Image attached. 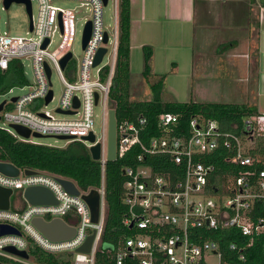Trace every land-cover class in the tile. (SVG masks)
Instances as JSON below:
<instances>
[{"label": "built area", "instance_id": "built-area-1", "mask_svg": "<svg viewBox=\"0 0 264 264\" xmlns=\"http://www.w3.org/2000/svg\"><path fill=\"white\" fill-rule=\"evenodd\" d=\"M54 1L57 0H38V16L34 19L32 1L28 0L32 37H9L0 33V72L7 71L10 64L16 61L23 73L21 59L27 58L32 62L35 78L33 90L16 97L14 101L11 99L10 109L3 116L4 103L0 121L4 119L8 127H0V130L24 143H29L30 138L19 136L13 125L26 128L31 134L69 137V142L84 145L88 152L90 147L99 144L100 158L96 162L100 165L101 179L100 186L94 189L100 196L99 219L96 224L90 222V209L81 198L90 191L73 196L63 189L57 178L50 175L34 173L28 176L20 170L17 177L0 173V187L12 190L9 209L0 210V225L18 231V234L0 236V264H39L35 261L37 252L53 257L60 264H95L99 250L106 251L113 264H210L212 257L216 259L215 264H264V261L249 263L248 260L251 255L257 259L258 250H261L264 260V162L248 156L241 138L221 131L217 121L193 117L185 127H180V117L168 112L158 115L157 136L147 135L145 118L140 117L137 122L116 121V159L132 149L138 150L134 165L122 170L126 178L122 202L127 212L120 226L129 234L122 235L116 245H110L112 249L102 246L106 210L107 127L112 110L110 90L119 45L120 0H107L105 6L102 0H67L91 6V18L86 21L82 32V61L71 78L72 82L62 80L65 88L56 108L71 114H60L55 110L60 115L77 117L72 120H58L47 111L37 110L36 101H41L46 107L53 100L52 93V99L45 104V98L52 92L51 67L61 76L72 59L68 44L74 36V11L55 7L52 4ZM109 2L113 5L110 32L103 25V9ZM21 4L27 12L26 4ZM8 8L5 7V0H0V9ZM88 23L90 34L83 46ZM56 34L63 43L49 51ZM105 34L106 43L103 42ZM46 40L48 44L42 48ZM100 49H105V53L100 63L94 66ZM67 54H71V58L62 69L60 62ZM92 69H96L95 80L91 78ZM75 100L78 107H75ZM99 104L102 108L100 139L94 134L92 120L93 108ZM259 118L245 121V131L249 135L255 130ZM90 133L94 135L93 143L83 140ZM218 149L225 152V155L219 153L214 157L222 166L206 164L205 158L212 160L211 154ZM155 156L165 157L174 167L173 173H154L144 162L146 157ZM34 186L50 190L57 204L29 205L23 198V192ZM14 191L20 192V203L23 204L17 203L11 210ZM69 214L72 223L64 221V216ZM37 217L45 221L62 219L75 229L73 238L58 242L48 240L31 224V220ZM93 232L90 251L84 254L76 252ZM226 232H231L235 240L225 241L223 248L221 239L225 240L223 234ZM206 233L207 237L204 236ZM7 247L25 252L27 258L5 251ZM69 254L71 257H68Z\"/></svg>", "mask_w": 264, "mask_h": 264}, {"label": "trees", "instance_id": "trees-1", "mask_svg": "<svg viewBox=\"0 0 264 264\" xmlns=\"http://www.w3.org/2000/svg\"><path fill=\"white\" fill-rule=\"evenodd\" d=\"M264 8V0H259ZM119 45L117 61L115 66L112 87L110 90V106L115 112L117 123L122 120L137 122L142 117L147 120L145 132L149 136L159 135L157 118L160 113H173L180 117L178 125L185 127L193 117L212 119L218 122L220 130L238 136L243 144H246V154L248 156L261 159L264 162V136L248 137L245 131V121L251 118H259L262 115L258 112L256 105L239 104H202L196 102L178 103L163 102L160 98L163 90L164 75L160 81L151 86L154 96L149 101H130L129 88V54H130V0H120L119 4ZM143 76L151 75L150 47H143ZM25 79L19 64L14 61L7 71L0 72V93L8 91L15 85H23ZM144 137V136H143ZM249 143V146L247 145ZM250 144L252 146L250 147ZM137 149L118 156L116 161L107 162L105 166V219L101 236V244L116 245L122 235L129 233L122 229L120 221L127 212V208L122 202L123 183L125 177L122 175L124 168L133 166ZM223 154L222 149H218L211 154V158H205L206 164L222 166L219 159L214 157ZM222 155V156H223ZM0 162L10 163L20 171H32L38 174L50 175L55 178L71 181L80 193H86L100 186V165L93 161L88 150L80 143H70L65 148H54L39 144L24 143L16 140L8 133L0 130ZM153 172L158 175L173 173L174 167L167 162L163 156L146 157L145 162ZM71 214L64 216L66 223H72ZM209 234V233H208ZM225 240L221 239V245L225 248V243L235 240L231 232L223 234ZM207 237V233L204 235ZM211 237L214 235H210ZM226 241V242H225ZM261 248V247H260ZM260 253V254H259ZM71 257V254L68 255ZM35 261L39 264H60L58 260L37 252ZM249 263L254 261H264L261 250H258V257H249ZM69 261V260H68ZM63 264V263H62ZM65 264H69L65 263ZM95 264H113L109 259V254L104 250H99L96 254Z\"/></svg>", "mask_w": 264, "mask_h": 264}, {"label": "rangeland", "instance_id": "rangeland-1", "mask_svg": "<svg viewBox=\"0 0 264 264\" xmlns=\"http://www.w3.org/2000/svg\"><path fill=\"white\" fill-rule=\"evenodd\" d=\"M31 1L32 14L34 19H37L39 3L38 0ZM82 3L83 2L81 1L67 0H57L52 3L55 7L74 11V36L72 42L68 44L70 52L72 53V59L68 67L61 72V76L53 67H51L52 74L50 83L53 100L46 107H44V104L41 101H36L37 110L41 109L47 111L58 120L77 119V117L57 114L55 113V110L60 105L65 88L62 80L72 82L71 78L78 71L83 58L82 32L86 21L91 18V6L84 4L81 5ZM29 24L30 17L27 14L24 5L21 3H12L6 10L0 9L1 34L6 33L9 37L30 38L32 37V34L29 30ZM103 25L104 28L110 32V28H112L113 25L112 2H109V4L103 9ZM255 30L256 29L254 28L251 31L252 33L250 35L252 38ZM61 43H63V40L58 37V34L54 35L49 51H53ZM254 44V41H252L251 45ZM191 47L198 49V45L189 42L184 44L181 48L185 51L179 50L174 56L175 60L172 59L177 63V69H174L171 60H167V58L162 60L161 54H155L150 62L151 75L144 77L142 74L144 52L142 48L134 46L129 55V100L149 101L153 99L154 92L151 86L160 81L162 75H164V80L160 98L163 102L253 105L255 104L257 94L259 96L264 93V74L259 76L255 74L256 72L253 73V64L246 67L245 65H240L239 59H237L238 57L227 56L228 53H224L220 58L218 56L219 53L216 54L206 51L204 54L205 56L209 57L210 55H216L219 58L215 62H211V59L204 60L202 65L201 62L198 61L194 64L192 69L189 60H186L185 57L189 53L188 48ZM21 62L23 64L25 83L23 85H15L8 91H5L2 94L0 93V104L2 102H5L6 104V108L2 113L3 116L6 115L10 109L11 99L27 95L35 87V78L31 60L22 58ZM103 63H105V61ZM154 63H156V68ZM95 70L96 69H92L91 71L92 80L96 79ZM246 74H249V76L245 77ZM200 77H204V79L200 80ZM261 112L263 115L258 121H256V128L248 137L264 136V110ZM92 120L94 134L100 139L102 136L101 104L93 108ZM0 127L7 128L8 123L3 119L0 121ZM29 143L54 148H65L72 142H69L68 140H58L52 137H30ZM247 145L249 146V143ZM243 146L245 148L247 147L246 144H243ZM251 146L252 144H250V147ZM20 197V192L14 191L11 197V210H14L15 204L20 203ZM20 204L23 203L21 202ZM209 263L215 264L216 259L214 257L210 258Z\"/></svg>", "mask_w": 264, "mask_h": 264}, {"label": "crops", "instance_id": "crops-1", "mask_svg": "<svg viewBox=\"0 0 264 264\" xmlns=\"http://www.w3.org/2000/svg\"><path fill=\"white\" fill-rule=\"evenodd\" d=\"M263 12L259 0H130V51L150 45L151 58L161 54L162 60H171L177 69L174 56L191 42L198 45V49L188 48L185 56L192 69L198 61L201 65L207 59L215 62L228 53L238 57L240 65L253 64V73L260 76L264 74ZM206 51L219 57L205 56ZM253 105L261 114L264 93L257 94Z\"/></svg>", "mask_w": 264, "mask_h": 264}, {"label": "water", "instance_id": "water-1", "mask_svg": "<svg viewBox=\"0 0 264 264\" xmlns=\"http://www.w3.org/2000/svg\"><path fill=\"white\" fill-rule=\"evenodd\" d=\"M103 5L107 4V0H102ZM12 2L16 3H25L27 6V13L30 16V3L28 0H5V7L8 8ZM90 34V23L87 24L86 30L84 32L83 37V46L86 44ZM103 42H107V35H104ZM48 44V40L43 43L42 48H45ZM105 53V49H100L95 58L94 66L99 64L102 56ZM71 54H67L62 61L60 62L61 68L63 69L66 63L70 60ZM47 75H50L49 70L47 69ZM52 99V92H49L47 97L45 98V104H48ZM15 98L12 99L14 101ZM97 102V97L95 98V103ZM5 102L0 104V111L3 108ZM75 107H78V101L75 100ZM57 113L60 114H71L69 112L62 113L60 110H56ZM12 128L16 131V133L24 139L33 138H46L48 136H42L37 133L31 134L30 131L21 126L13 125ZM58 140H69V137L66 136H55L52 137ZM90 143L94 142V135L90 133L87 137L83 138ZM116 119L115 112L110 110L109 119H108V127H107V160L108 162L116 161ZM89 154L93 161H98L100 158V145L96 144L89 148ZM19 169L10 163H2L0 162V173L9 176V177H17L19 174ZM25 175H33L32 171H24ZM124 171H122V175H124ZM58 182L63 187V189L70 195L79 196L80 192L76 188V186L68 180L59 179ZM12 194L11 189H6L0 187V210H8L10 206L9 198ZM23 198L29 205H56L57 201L50 190L41 186L28 187L23 192ZM81 198L87 203L90 209V222L93 224L98 223L99 213H100V196L96 190H91L87 195H81ZM31 224L48 240L58 242L69 240L73 238L75 234V229L68 226L62 219L55 218L50 221H45L43 218L37 217L31 220ZM6 234H18V231L14 230L11 227L0 225V236ZM94 238V232L92 235L87 237L85 243L81 247H79L76 252L78 253H88L91 248V244ZM105 249H112L110 245H104ZM5 251L17 254L23 258H27V254L25 252H16L13 248L7 247Z\"/></svg>", "mask_w": 264, "mask_h": 264}]
</instances>
